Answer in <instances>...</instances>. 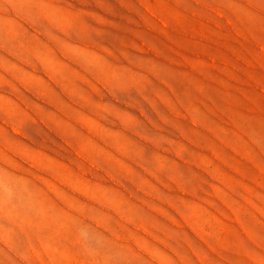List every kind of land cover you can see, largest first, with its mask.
Here are the masks:
<instances>
[{"label":"rangeland","instance_id":"obj_1","mask_svg":"<svg viewBox=\"0 0 264 264\" xmlns=\"http://www.w3.org/2000/svg\"><path fill=\"white\" fill-rule=\"evenodd\" d=\"M0 264H264V0H0Z\"/></svg>","mask_w":264,"mask_h":264},{"label":"bare ground","instance_id":"obj_2","mask_svg":"<svg viewBox=\"0 0 264 264\" xmlns=\"http://www.w3.org/2000/svg\"><path fill=\"white\" fill-rule=\"evenodd\" d=\"M50 54V53H49ZM46 55H47V53H46ZM51 55V54H50ZM57 55V54H56ZM90 55V54H89ZM88 55V56H89ZM52 56H53V54H52ZM88 56H86L87 58L85 59V58H79V59H74L75 61H77V63L80 65V66H82L88 73H90L91 75H92V77L94 78V77H96L97 78V76L98 77H100V78H103L104 79V81H108V82H110L109 84L111 85V83H114L113 84V86L112 87H114V86H121V83H120V79H119V77H117L115 74H109V75H103L101 72H100V66H102V65H100V61L98 60V62H95L94 63V61L93 60H91L90 58H88ZM47 57V56H46ZM54 57H55V55H54ZM54 59H56V58H54ZM97 60V59H96ZM54 61V60H53ZM74 61V62H75ZM93 61V62H92ZM47 62V61H46ZM96 63L98 64V65H100V66H98V65H96ZM48 64V63H47ZM52 67H54V66H52ZM59 67V66H58ZM58 67H56V68H58ZM81 67V68H82ZM48 69H50V68H48ZM53 69V68H52ZM102 69L103 70H105L103 67H102ZM101 69V70H102ZM64 70V69H63ZM50 71V70H49ZM57 71V70H56ZM63 71H61V73H62ZM51 73H52V71H51ZM53 73H55V72H53ZM57 73V72H56ZM60 74V73H59ZM64 75H65V73H63ZM53 75V74H52ZM80 75H82L83 76V74H80ZM90 75V76H91ZM79 76V75H78ZM81 77V76H80ZM79 77V78H80ZM86 78H87V81L88 82H92V81H90L89 80V78H88V76L86 75ZM54 79H56V77L54 78ZM95 79V78H94ZM58 80V79H57ZM117 80H119L118 82H117ZM79 81V80H78ZM86 81V82H87ZM103 82V81H102ZM84 83V82H83ZM105 82H103V84H104ZM101 84V83H100ZM105 84H107V83H105ZM120 84V85H119ZM124 84V83H123ZM122 84V85H123ZM90 85V84H89ZM106 86V85H105ZM107 87V86H106ZM105 87V88H106ZM112 87L110 88L111 90H113L112 89ZM141 87V86H140ZM145 87V86H144ZM144 87H141V88H144ZM75 88V87H74ZM107 88H109V87H107ZM115 88V87H114ZM73 89V88H72ZM118 89H119V87H118ZM55 91V90H54ZM74 94H76V95H78L79 96V98L81 99V100H79V99H77V98H73L74 100H77V101H79L81 104H83V106L84 107H91V108H94V106H95V104H96V107L97 106H99V104H97V103H95L93 100H91V97H89V98H85V96H83V95H80L79 93H77V92H75L76 91V88H75V91L74 90H71ZM78 91V90H77ZM121 91V90H120ZM119 91V92H120ZM131 91V90H130ZM79 92V91H78ZM82 92H83V90H82ZM109 92V91H108ZM82 94V93H81ZM85 94V93H84ZM110 94V93H109ZM86 95V94H85ZM81 101H85V103H83V102H81ZM170 102V101H169ZM162 104V103H161ZM175 105V104H174ZM150 106V105H149ZM172 106V105H171ZM96 112L98 113V111L96 110ZM74 117V116H73ZM80 117V118H79ZM80 119L81 121H88L89 119H87V118H82L81 116H79L78 115V117L77 118H75L76 120L77 119ZM198 118V117H197ZM131 120V119H130ZM126 121H128V120H125V122ZM133 121V120H132ZM131 121V122H132ZM7 122V121H6ZM130 122V123H131ZM84 124V123H83ZM129 124V123H128ZM209 124V123H208ZM81 125V124H80ZM20 126V125H19ZM211 126V125H210ZM83 127H85V126H83ZM212 127V126H211ZM95 129H96V127H94ZM93 128V129H94ZM94 129V130H95ZM104 129V128H103ZM99 130V129H98ZM104 131V130H103ZM106 131V130H105ZM99 132H101V129L99 130ZM109 132V131H108ZM103 134V133H102ZM107 134V133H106ZM109 134V133H108ZM111 134V133H110ZM87 137V136H86ZM85 138V137H84ZM109 139H110V137H109ZM115 139V138H114ZM219 139V138H218ZM111 140V139H110ZM225 140V139H224ZM81 141H83L82 140V137H81ZM85 141V140H84ZM113 141H117L116 139L115 140H113ZM69 142V141H68ZM124 142H126V141H124ZM123 142V143H124ZM116 144L117 143H119V142H115ZM114 143V144H115ZM213 143H215V142H213ZM80 144H81V142H80ZM83 144H85L86 145V143L84 142V143H82V145ZM88 144V143H87ZM216 144V143H215ZM90 145V144H89ZM123 145H125V143L123 144ZM87 146V145H86ZM85 146V147H86ZM121 146V145H120ZM125 146H127V145H125ZM118 147V146H117ZM124 147V146H123ZM128 147V146H127ZM129 147H131V146H129ZM135 147V146H134ZM89 148V147H88ZM118 149H119V147H118ZM121 149V148H120ZM119 149V150H120ZM129 148H127V150H128ZM122 150V149H121ZM126 150V149H125ZM88 151H89V149H88ZM129 151V150H128ZM133 151V150H132ZM132 151H131V153H132ZM135 151V150H134ZM90 152V151H89ZM127 152V151H126ZM136 152H138L139 153V151H136ZM125 153V152H124ZM130 153V154H131ZM92 154V153H91ZM137 154V153H136ZM113 155V154H112ZM82 156V155H81ZM127 156V155H126ZM125 156V157H126ZM129 156V155H128ZM133 156V155H132ZM139 156V155H138ZM144 156V155H143ZM111 157V156H110ZM209 165H210V163H209ZM213 165V164H212ZM210 167V166H209ZM215 169H216V167H215ZM214 170V169H213ZM216 172V171H215ZM95 230H97V229H95ZM38 232V231H37ZM99 233V232H98ZM89 234H90V232H89ZM99 234H101V233H99ZM89 236V235H88ZM92 237V236H91ZM94 238H95V236H94ZM99 237L97 236V239H98ZM101 238V237H100ZM96 239V238H95ZM94 239V240H95ZM93 240V241H94ZM46 241V240H45ZM50 241V240H49ZM95 241H97V240H95ZM13 242V241H12ZM51 242V241H50ZM97 243H98V241H97ZM8 244V243H7ZM9 245V244H8ZM77 245V244H76ZM93 245V244H92ZM101 246V245H100ZM97 248V247H96ZM101 248V247H100ZM10 250H11V248H9ZM12 251V250H11ZM13 257V256H12ZM18 257H19V255H18ZM21 258V257H20ZM22 259V258H21ZM14 263V262H13ZM23 263H25V262H23Z\"/></svg>","mask_w":264,"mask_h":264}]
</instances>
